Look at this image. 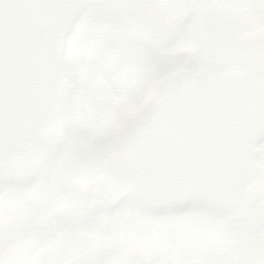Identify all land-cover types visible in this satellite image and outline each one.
I'll return each instance as SVG.
<instances>
[{"label": "flooded vegetation", "instance_id": "flooded-vegetation-1", "mask_svg": "<svg viewBox=\"0 0 264 264\" xmlns=\"http://www.w3.org/2000/svg\"><path fill=\"white\" fill-rule=\"evenodd\" d=\"M117 3L73 22L56 118L0 170V264H264V0Z\"/></svg>", "mask_w": 264, "mask_h": 264}, {"label": "water", "instance_id": "water-1", "mask_svg": "<svg viewBox=\"0 0 264 264\" xmlns=\"http://www.w3.org/2000/svg\"><path fill=\"white\" fill-rule=\"evenodd\" d=\"M117 2L0 0V170L9 153H19L40 123L50 124L56 118V88L72 23L87 7L116 8ZM189 116L179 124L177 137L166 142V174L176 161L192 159L209 132L207 122ZM147 172L154 175L150 169Z\"/></svg>", "mask_w": 264, "mask_h": 264}, {"label": "rangeland", "instance_id": "rangeland-1", "mask_svg": "<svg viewBox=\"0 0 264 264\" xmlns=\"http://www.w3.org/2000/svg\"><path fill=\"white\" fill-rule=\"evenodd\" d=\"M65 53H66V56H65V62H64V65L65 67L63 68L62 72L63 74H66L68 73V71H70V62H72V54L69 52V49H65ZM69 74V73H68Z\"/></svg>", "mask_w": 264, "mask_h": 264}]
</instances>
